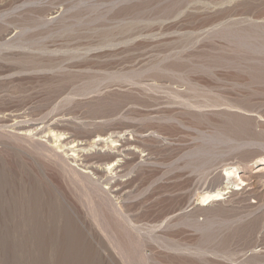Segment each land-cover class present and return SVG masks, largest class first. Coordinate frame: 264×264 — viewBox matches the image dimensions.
Segmentation results:
<instances>
[{
    "label": "rangeland",
    "instance_id": "obj_1",
    "mask_svg": "<svg viewBox=\"0 0 264 264\" xmlns=\"http://www.w3.org/2000/svg\"><path fill=\"white\" fill-rule=\"evenodd\" d=\"M54 2L16 14L36 1L6 0L0 18V111L39 129L0 128V264H264V175L196 204L237 188L218 181L226 166L252 175L264 156V0ZM47 127L127 134L121 194L108 200L106 176L77 184L81 163L39 146Z\"/></svg>",
    "mask_w": 264,
    "mask_h": 264
},
{
    "label": "bare ground",
    "instance_id": "obj_2",
    "mask_svg": "<svg viewBox=\"0 0 264 264\" xmlns=\"http://www.w3.org/2000/svg\"><path fill=\"white\" fill-rule=\"evenodd\" d=\"M6 0H0V18H3L5 17L6 15L4 14L5 12V7H4V3H5ZM13 1V0H12ZM28 1H33V0H28ZM36 1V6H33V7H29V8H26V7H23L22 6H18V7H15L14 5V10L17 11L15 12L16 14H22L23 12H41V13H44L47 10V8H49V5H52L54 4V0H48V1H40V0H34ZM87 1V0H85ZM35 3V2H34ZM61 3V2H60ZM6 4V3H5ZM12 5V3H11ZM19 5V4H18ZM55 5V4H54ZM53 5V6H54ZM223 5V4H222ZM12 6V7H13ZM52 6V7H53ZM63 6V5H62ZM59 7V8H50L49 12H47V18L46 19H43V20H40L39 18L35 21L38 22V24H43V25H47V24H50V23H53L54 21H57L60 17L63 15V13H65V11H69L67 9V6L66 7ZM51 7V6H50ZM69 7V6H68ZM71 7V6H70ZM132 8V7H131ZM66 9V10H65ZM46 14V13H45ZM70 14V13H69ZM29 15V14H28ZM5 20V19H4ZM8 20V19H7ZM32 20V19H31ZM62 22V21H61ZM66 24V23H65ZM8 31V30H7ZM11 32V31H10ZM7 33V34H6ZM5 34V37H6V40L7 42L11 41V38H12V33H9V32H6ZM48 57V56H47ZM176 95V94H175ZM179 96V95H178ZM232 109V108H231ZM22 109L19 108H16L15 107H11V108H8L6 110H3V111H0V128H7V129H10V135L12 136H16L18 137L19 139L21 138H25L27 139V137L29 135H33L35 132L34 135H37L38 133V128L37 127H34L32 128V126H30L29 124L26 123V121L24 120V116L21 112ZM31 123V122H30ZM132 127V126H131ZM48 128V127H47ZM46 129V128H45ZM110 127L107 129L109 130ZM115 129V128H114ZM42 130V129H41ZM56 130H58L56 128ZM61 130V129H60ZM105 132H95V133H92L86 137H82L81 139L79 138H71V137H65V133L64 132H58V131H55L53 129H50L48 128L46 133H44V136L42 135V137L40 136V139H43V141H38V144L40 146V144L44 145V142H47V145L49 143V146L48 148L44 147L45 150L49 153V152H54L52 156H56V157H59L57 155V153L55 152V150H59V151H62L64 153V157L67 159V160H74V162H78L81 163L80 165H77V166H80L81 167V170L77 169H71L70 170H66V171H70L72 173V176L75 177L76 180H78L79 182H77V184H81L80 182H84L82 181V179L84 180H87L90 176H95V179H97V181L99 180H102L100 178L106 176L107 179L105 180V185L107 187L105 188H102L104 189L102 192L105 193V196L108 195V200L110 199V196L114 195L113 197H116L118 196L117 194H121V193H118L117 192V189H114V185H112L110 183V180L112 179V175L114 176H117V167H119V156H121V153L125 152L126 150H128L127 148L128 147H132L133 144L128 142L130 140V138L127 140L125 137L127 136V134L121 133V131H119L120 133H114L112 131L109 130V133L106 134V131ZM116 131V130H114ZM6 132V131H5ZM42 132V131H41ZM108 132V131H107ZM33 133V134H32ZM40 134V132H39ZM106 134V135H105ZM70 135V134H69ZM75 135V134H74ZM85 135V134H84ZM3 136V135H2ZM38 136V135H37ZM7 138V137H6ZM33 138V137H32ZM39 139V138H38ZM135 139V138H134ZM12 140V139H11ZM32 144V143H31ZM5 145V144H4ZM37 145V144H36ZM46 146V145H45ZM29 148V147H28ZM27 149V148H26ZM38 149V148H37ZM40 149V148H39ZM38 149V150H39ZM126 149V150H125ZM131 149V148H130ZM33 150V149H32ZM35 151V150H33ZM40 151V150H39ZM45 151V152H46ZM57 151V152H59ZM43 152V149L41 151V153ZM44 152V153H45ZM46 152V153H47ZM142 152V151H141ZM130 154V153H129ZM48 155V154H47ZM49 155H51L49 153ZM127 156V154H126ZM43 157V156H42ZM106 157L105 160H103L104 158ZM144 157V156H142ZM148 157V156H147ZM79 158H82V160H79ZM56 159V158H55ZM47 160V159H46ZM36 161V160H35ZM54 161V160H52ZM81 161V162H80ZM100 161H108L107 164H104L103 167H101L102 164H98ZM65 162V161H64ZM102 163V162H100ZM58 165V164H57ZM67 165V164H66ZM46 166V165H45ZM76 166V165H75ZM72 167V166H71ZM258 168L255 172L252 171V175L251 174H248L249 172H247L248 170L245 169L244 167H239V166H226L222 173L220 175H218V181H223L226 180V179H230V178H234V180H232L233 182V185H235L237 188L235 189H230L229 187H221V188H217V189H210L208 188V191L206 190V192L203 191V193H199L200 194V197H199V201L197 204V206H204L206 205L205 203L206 202H217L219 203L220 201L224 200L223 197L228 195V194H232V195H236L237 193H239L240 191H244V187L246 186H252L253 187V190L256 188V179H258L259 177H262V175H264V156L260 159L257 160V167ZM120 171V170H119ZM62 172V171H61ZM251 173V171H250ZM70 174V173H68ZM108 175V176H107ZM66 176V175H65ZM112 176V177H111ZM71 177V175H70ZM73 177V178H74ZM264 177V176H263ZM63 178V177H62ZM69 178V177H68ZM116 178V177H115ZM237 178V181H235V179ZM74 179V181H76ZM94 179V178H92ZM217 179V178H216ZM91 180V179H88V181ZM251 180H254L252 181L251 183H246V182H249ZM70 182V181H69ZM92 182V181H90ZM102 182V181H100ZM115 182V181H114ZM86 183V182H84ZM221 183V182H220ZM230 183V182H229ZM69 184V183H68ZM98 184V183H97ZM231 184V183H230ZM70 185V184H69ZM99 185V184H98ZM116 185V184H115ZM227 185V184H226ZM225 185V186H226ZM240 185L242 187H240ZM119 186V185H117ZM121 186V185H120ZM228 186V185H227ZM91 189L93 187V184L90 186ZM81 188V186H80ZM87 188V187H86ZM213 188V187H212ZM94 189V188H93ZM126 189V188H125ZM207 189V188H206ZM230 189V190H229ZM252 189V188H251ZM79 190V188H78ZM83 191V190H82ZM94 191V190H93ZM101 191V190H100ZM239 191V192H238ZM97 192V190L95 191ZM95 192H92V193H95ZM99 192V191H98ZM252 192V191H251ZM257 192V191H256ZM256 192H252V194H256ZM91 193V192H90ZM82 194V193H81ZM97 194V193H96ZM99 194V193H98ZM107 194V195H106ZM251 194V193H250ZM84 195V194H83ZM100 195V194H99ZM104 195V194H103ZM94 196V195H93ZM88 197V196H87ZM97 197V196H96ZM101 197V195H100ZM103 197V196H102ZM128 197V196H127ZM90 198V197H89ZM86 199V198H85ZM105 199V198H104ZM96 200V199H95ZM98 201V200H97ZM111 201V200H110ZM110 201L108 203H110ZM93 202V201H92ZM102 202V201H101ZM99 203V202H98ZM105 204V203H104ZM209 204V203H208ZM83 205V204H82ZM121 205V204H120ZM118 206V205H117ZM87 207V206H86ZM92 207V206H91ZM113 207V206H112ZM119 207V206H118ZM116 208V207H115ZM114 208V209H115ZM120 208V207H119ZM117 209V210H113V212L116 213L115 216H119L118 218H120V216L122 215V211L120 209ZM200 208V207H199ZM84 209V208H83ZM201 209V208H200ZM199 209V210H200ZM77 210V209H76ZM106 210V209H105ZM85 212V211H83ZM92 212V211H90ZM94 212V211H93ZM89 213V212H88ZM93 215V214H92ZM124 215V214H123ZM123 215L121 217H123ZM90 216V215H89ZM85 217V216H84ZM87 217V216H86ZM98 215L95 213L94 216H93V220H94V224L95 222L96 225H97V228L100 232L104 233L106 235V229L103 227L102 228V225L99 224L98 222ZM104 217V216H103ZM125 217V216H124ZM81 218V216H80ZM92 218V217H91ZM90 218V219H91ZM123 219V218H122ZM129 219V218H128ZM131 219V218H130ZM81 221V220H80ZM83 221V220H82ZM120 221V220H119ZM123 221V220H122ZM125 221V220H124ZM131 221V220H130ZM128 222V221H126ZM135 222V221H134ZM123 223V222H122ZM132 223V222H131ZM81 224V223H80ZM104 224V223H103ZM129 224V222H128ZM82 225V224H81ZM84 225V224H83ZM124 225V223H123ZM90 226V225H89ZM129 226V225H128ZM91 227V226H90ZM106 227V226H105ZM125 226H123L124 228ZM132 227V226H131ZM129 227V229L131 228ZM85 228V227H84ZM93 228V227H92ZM107 228V227H106ZM112 228V227H111ZM121 228H122V225H121ZM87 229V228H86ZM128 228L126 229V231L129 230ZM132 229V228H131ZM130 229V230H131ZM114 230V229H113ZM120 230V229H118ZM125 230V228H124ZM133 230V229H132ZM137 230V229H136ZM86 231V230H85ZM84 231V232H85ZM123 231V230H122ZM138 231V230H137ZM110 232V231H108ZM112 232V231H111ZM110 232V233H111ZM118 232V231H117ZM124 232V231H123ZM92 234V233H91ZM97 234V233H96ZM95 234V235H96ZM114 234V232H113ZM111 235V234H110ZM127 235V234H126ZM134 235V234H133ZM112 236V235H111ZM130 236V235H129ZM112 238V237H111ZM111 241V240H110ZM115 245V244H114ZM117 248V247H116ZM262 249V248H261ZM260 249V250H261Z\"/></svg>",
    "mask_w": 264,
    "mask_h": 264
}]
</instances>
